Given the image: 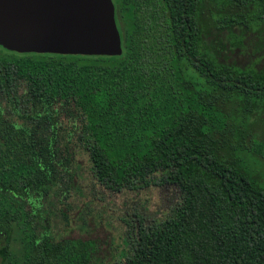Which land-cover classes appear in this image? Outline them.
I'll list each match as a JSON object with an SVG mask.
<instances>
[{
    "label": "trees",
    "instance_id": "obj_1",
    "mask_svg": "<svg viewBox=\"0 0 264 264\" xmlns=\"http://www.w3.org/2000/svg\"><path fill=\"white\" fill-rule=\"evenodd\" d=\"M113 2L120 55H0V264L96 260L41 228L74 146L110 190H179L162 217L126 218L115 264H264V69L220 57L264 0Z\"/></svg>",
    "mask_w": 264,
    "mask_h": 264
},
{
    "label": "rangeland",
    "instance_id": "obj_2",
    "mask_svg": "<svg viewBox=\"0 0 264 264\" xmlns=\"http://www.w3.org/2000/svg\"><path fill=\"white\" fill-rule=\"evenodd\" d=\"M230 33L222 34L221 59L244 69L263 70L264 24L235 27ZM7 52L0 45V55ZM67 122L62 130L64 134H67L65 127L71 126ZM256 132L264 138V123ZM72 144L76 145L75 142ZM70 151L73 152L71 160L60 171L58 184L51 190L47 204L50 214L43 220L41 228L59 240L94 241L98 247L96 260L91 264H115L129 229L126 218L135 211L143 212L148 220L162 217L179 201V190L174 186L155 184L137 190H110L94 176L85 151L79 146ZM256 160L264 170V155L258 154ZM4 238L0 233V249L5 244Z\"/></svg>",
    "mask_w": 264,
    "mask_h": 264
},
{
    "label": "water",
    "instance_id": "obj_3",
    "mask_svg": "<svg viewBox=\"0 0 264 264\" xmlns=\"http://www.w3.org/2000/svg\"><path fill=\"white\" fill-rule=\"evenodd\" d=\"M0 45L19 53H122L113 0H0Z\"/></svg>",
    "mask_w": 264,
    "mask_h": 264
}]
</instances>
